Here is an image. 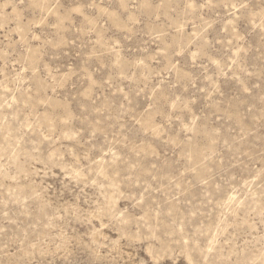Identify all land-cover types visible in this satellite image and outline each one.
I'll return each mask as SVG.
<instances>
[{
	"label": "rangeland",
	"instance_id": "obj_1",
	"mask_svg": "<svg viewBox=\"0 0 264 264\" xmlns=\"http://www.w3.org/2000/svg\"><path fill=\"white\" fill-rule=\"evenodd\" d=\"M0 264H264V0H0Z\"/></svg>",
	"mask_w": 264,
	"mask_h": 264
}]
</instances>
